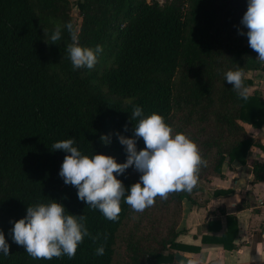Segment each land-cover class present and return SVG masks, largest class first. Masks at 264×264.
Masks as SVG:
<instances>
[{
	"label": "trees",
	"instance_id": "16d2710c",
	"mask_svg": "<svg viewBox=\"0 0 264 264\" xmlns=\"http://www.w3.org/2000/svg\"><path fill=\"white\" fill-rule=\"evenodd\" d=\"M76 6L79 27L70 0H0V230L10 245L0 264H174L184 248L177 242L184 201L225 164H246L255 141L244 125H264L262 93L240 99L224 78L238 66L245 73L264 69L247 36L238 34L247 0H77ZM67 23L79 30L82 46H103L92 69L72 68L66 28L52 44L56 25ZM245 85H252L246 77ZM136 106L187 133L209 164L191 193L158 197L143 213L122 202L113 222L64 184L59 171L67 154L52 145L75 138L83 154L125 163L116 134L132 138ZM144 147L141 138L137 150ZM253 171L254 181H264V164L255 163ZM139 176L132 167L117 178L130 188ZM50 200L86 216L88 231L98 237H85L73 259L34 260L12 240L27 207ZM100 244L103 256L95 254Z\"/></svg>",
	"mask_w": 264,
	"mask_h": 264
},
{
	"label": "clouds",
	"instance_id": "9594fccd",
	"mask_svg": "<svg viewBox=\"0 0 264 264\" xmlns=\"http://www.w3.org/2000/svg\"><path fill=\"white\" fill-rule=\"evenodd\" d=\"M64 28L71 39L67 52L72 68L92 69L98 63L103 46H82L79 30L72 23L56 25L50 36L52 44L61 40ZM238 34L247 36L249 47L258 54L256 60L264 64V0H247V10L240 20ZM245 77L244 69L239 66L224 74L225 81L243 100L249 97ZM137 118L132 138L116 134L119 143L125 147V163H117L108 155L83 154L74 146L75 138L52 145L54 151L67 154L59 171L64 184L75 187L78 199L91 209L99 210L109 221L118 222L122 202L134 213H143L155 204L158 197L166 200L170 193H191L198 185L201 169L209 164L198 144L187 133L177 132L162 115L153 112L145 117L143 109L136 106L131 120ZM124 131H128L127 126ZM141 138L145 147L138 151L137 141ZM100 139L105 144L111 143L110 136L102 135ZM132 167L140 174L139 181L126 188L117 176ZM86 220V216L69 214L62 203L50 200L49 203L28 206L26 216L14 222L11 236L13 242L24 247L34 260H52L62 256L73 259L85 237L98 239L91 236ZM9 252L10 245L0 230V253L8 256ZM95 254L103 256L105 246L100 244Z\"/></svg>",
	"mask_w": 264,
	"mask_h": 264
},
{
	"label": "crops",
	"instance_id": "0c3cea01",
	"mask_svg": "<svg viewBox=\"0 0 264 264\" xmlns=\"http://www.w3.org/2000/svg\"><path fill=\"white\" fill-rule=\"evenodd\" d=\"M246 78L249 94L264 98V69L248 71ZM244 127L255 141L246 164H225L192 201H184L177 240L184 248L176 254L188 264H264V181H254L253 171L255 163L264 164V125Z\"/></svg>",
	"mask_w": 264,
	"mask_h": 264
},
{
	"label": "rangeland",
	"instance_id": "374dc122",
	"mask_svg": "<svg viewBox=\"0 0 264 264\" xmlns=\"http://www.w3.org/2000/svg\"><path fill=\"white\" fill-rule=\"evenodd\" d=\"M70 1L72 3V8H73L72 15H73L74 21L77 24V26L79 27L81 25V18L79 16V10H78V8L76 6L77 0H70ZM165 1L166 0H161L160 3H163Z\"/></svg>",
	"mask_w": 264,
	"mask_h": 264
},
{
	"label": "water",
	"instance_id": "95a60500",
	"mask_svg": "<svg viewBox=\"0 0 264 264\" xmlns=\"http://www.w3.org/2000/svg\"><path fill=\"white\" fill-rule=\"evenodd\" d=\"M159 2L161 1V0H158ZM175 261L176 262H178L179 264H188L189 263V261L188 260H186L182 255H180L179 253H177L176 255H175Z\"/></svg>",
	"mask_w": 264,
	"mask_h": 264
}]
</instances>
